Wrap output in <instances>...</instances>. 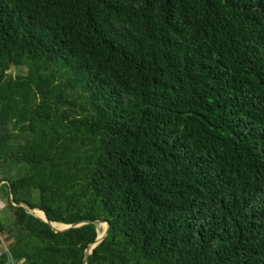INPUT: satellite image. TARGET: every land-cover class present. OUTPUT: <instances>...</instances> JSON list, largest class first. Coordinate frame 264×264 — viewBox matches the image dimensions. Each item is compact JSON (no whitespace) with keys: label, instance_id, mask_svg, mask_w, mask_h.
Returning a JSON list of instances; mask_svg holds the SVG:
<instances>
[{"label":"trees","instance_id":"trees-1","mask_svg":"<svg viewBox=\"0 0 264 264\" xmlns=\"http://www.w3.org/2000/svg\"><path fill=\"white\" fill-rule=\"evenodd\" d=\"M0 194L17 264L99 235L20 204L107 222L87 264H264V0H0Z\"/></svg>","mask_w":264,"mask_h":264},{"label":"water","instance_id":"water-1","mask_svg":"<svg viewBox=\"0 0 264 264\" xmlns=\"http://www.w3.org/2000/svg\"><path fill=\"white\" fill-rule=\"evenodd\" d=\"M11 199H12V196H11ZM19 206L27 209L32 214H33V211L34 210H39V211H41V212L44 213V211H42L40 209H32L30 206H28L26 204H20ZM40 219L43 220L44 222H46L56 232H62V231H66V230H69V229L78 228V227H80L82 225L91 224V223H94L96 225H98V224H105V230L103 231L102 235H100V236L97 235L95 241L86 248V250L84 252V259H83L84 260V264H87L88 256L92 253L93 249L103 240V237L105 236V234H106V232L108 230V223L107 222L84 221V222H81V223H74V224H70V225H64V224H59V223L51 222L47 218V216H46L45 213H44V218H40ZM55 225L63 226V227H57Z\"/></svg>","mask_w":264,"mask_h":264},{"label":"rangeland","instance_id":"rangeland-1","mask_svg":"<svg viewBox=\"0 0 264 264\" xmlns=\"http://www.w3.org/2000/svg\"><path fill=\"white\" fill-rule=\"evenodd\" d=\"M11 75L13 76H18V75H22L27 73V70L25 68H19V67H15L13 68L10 72ZM7 196H2L0 194V219L3 221V223H12L14 221V216H13V211L8 207V203H7V198H5ZM34 199L37 201L38 200V192L35 191L34 192ZM63 227V226H60ZM105 230V225L104 224H98V231L99 234L103 233V231ZM3 235H7V233H0ZM8 241L12 242V240L9 239L8 237Z\"/></svg>","mask_w":264,"mask_h":264},{"label":"built area","instance_id":"built-area-1","mask_svg":"<svg viewBox=\"0 0 264 264\" xmlns=\"http://www.w3.org/2000/svg\"><path fill=\"white\" fill-rule=\"evenodd\" d=\"M11 242L7 235L0 234V258H4L8 264H17L10 250Z\"/></svg>","mask_w":264,"mask_h":264},{"label":"bare ground","instance_id":"bare-ground-1","mask_svg":"<svg viewBox=\"0 0 264 264\" xmlns=\"http://www.w3.org/2000/svg\"><path fill=\"white\" fill-rule=\"evenodd\" d=\"M37 211H39V210H34V211H33V214L36 215L39 219H40V218H44V216H43L42 214L37 213ZM40 212H41V211H40ZM42 213H43V212H42ZM43 214H44V213H43ZM104 225H105V224H104ZM55 226L60 227V226H58V225H55ZM100 235H102V233H100L99 236H100Z\"/></svg>","mask_w":264,"mask_h":264},{"label":"crops","instance_id":"crops-1","mask_svg":"<svg viewBox=\"0 0 264 264\" xmlns=\"http://www.w3.org/2000/svg\"><path fill=\"white\" fill-rule=\"evenodd\" d=\"M1 207V206H0Z\"/></svg>","mask_w":264,"mask_h":264}]
</instances>
